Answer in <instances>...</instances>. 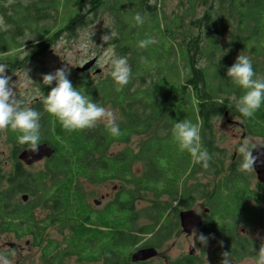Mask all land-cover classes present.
I'll return each instance as SVG.
<instances>
[{"label": "trees", "instance_id": "16d2710c", "mask_svg": "<svg viewBox=\"0 0 264 264\" xmlns=\"http://www.w3.org/2000/svg\"><path fill=\"white\" fill-rule=\"evenodd\" d=\"M47 1L30 0L27 6L18 2L11 7L15 17H9L8 10L4 7L1 9L7 28L0 27V63L15 69L23 68L25 63L38 61L66 34L76 36L79 30L94 25L106 11H111L117 23L118 35L110 37L107 46L113 47L116 55L127 58L132 75L129 83L120 91L116 90L117 86L108 75L104 78L101 74L86 72L73 73L70 77L73 86L94 102L120 110L122 121L118 137H112L103 123L78 132L63 130L55 117L43 110L42 98L55 86V82L51 87L43 85L42 77L46 74L44 69L41 70V76L35 79L38 82L39 96L31 103L20 99L40 113L42 144L55 150L54 156L40 169L36 180L28 174L23 177L21 192L37 198L43 210L60 213V208L69 207L71 211L66 217L61 214L62 218L58 220L41 221L40 224L24 223L28 227L24 229L22 236H34V242L41 247L44 264H67L66 260L73 257H77L79 263H96L102 259L106 264H130L133 250L128 254L123 250L126 246L131 247L141 242L142 238L132 229L119 233L116 221L94 222L96 216L91 213L85 185L98 186L121 181L135 188L124 193L121 191L107 205L115 203L124 208L127 213L121 220V225L124 226L137 221V215H132L131 207L135 208L136 199L143 193H154L159 199L172 196L174 201L180 193L184 199L191 198L192 190L186 186L183 185L180 191L181 180L173 187L162 185L164 173L153 165L150 167L147 155L144 154L146 142L151 136H154L152 140L165 139L163 132L171 130L172 124L177 121L173 120L174 117L188 119L193 123L198 120L200 123L202 144L208 150L211 160L207 168L203 169L198 164H193V167L197 165L199 173L214 170L216 175L224 170V162L221 159L215 160V155L222 153L214 145V123L226 113L239 117L230 99L235 96L238 100L242 91L232 85L226 75L228 67L235 63L238 55L249 56L254 71L264 78V0H189L191 8L188 10V17L191 21L186 34L172 32L168 48L165 42L167 38L164 39L166 35L163 37L159 34L162 37L160 44L151 45L147 49L136 46L141 39L137 36L140 34L135 36L133 31L135 13L139 12L144 19L154 20L156 7L149 6L147 0H134L136 8L131 12L127 11L122 0H74L66 19L63 15L60 16L55 0ZM197 4L204 7L198 15ZM50 20L60 23L54 32L50 28L41 27L42 22ZM177 21L179 26L183 22L181 19ZM27 30L32 35L26 41L29 50H23L20 54L24 53L25 56L20 58L19 53H14L23 48ZM227 32L231 33L227 36ZM108 33L111 34L110 31ZM124 33H128L129 38H124ZM222 39L225 41L221 42ZM179 106L183 108L179 110ZM175 107L178 109L174 110ZM242 123L249 136L264 141V107L252 119ZM7 131L9 137L17 143L18 133ZM134 136L148 138L140 144L137 151L128 148L119 155H110L114 145L128 144ZM189 159L192 162L190 156ZM138 163L144 166V173L139 177L133 171ZM232 167L237 169V164L234 163ZM231 175L216 184L210 193L211 216L223 219H220L222 226L219 222L215 223L213 233L225 237L228 245L243 246L234 235L233 228H227V220L231 216H238L251 226L258 225L264 213L261 210L264 205V187L252 191L244 172L236 173L233 170ZM233 176H237L241 182L234 185L238 192L233 196L231 192L227 201L221 195L228 188V182L232 183ZM193 189L197 190V186ZM199 192L201 198L207 196L202 194V188ZM245 203L247 209L244 208ZM110 207L111 205L108 208ZM155 209L159 211L157 217L153 216ZM166 209L167 206L163 207L159 202L148 209L146 218L151 224L141 228L138 233L142 232L141 236H147L155 229L159 230L144 246L161 247L169 240L170 236L165 230L170 229L171 222L164 223ZM238 223L239 221H234L231 225L235 227ZM49 227H57L61 236H64L65 230H69L70 234L63 243L48 239L42 246L41 240ZM100 243L103 245L100 251L91 250L92 246ZM192 261V258L186 257L183 263L192 264Z\"/></svg>", "mask_w": 264, "mask_h": 264}, {"label": "rangeland", "instance_id": "374dc122", "mask_svg": "<svg viewBox=\"0 0 264 264\" xmlns=\"http://www.w3.org/2000/svg\"><path fill=\"white\" fill-rule=\"evenodd\" d=\"M37 1V0H35ZM49 2L52 0H48ZM47 1V2H48ZM74 0H55V4L60 11V16H64L65 19L68 18L71 10L72 4ZM148 5L151 7H156L155 9V17L154 20L152 18H146L145 25L146 29L143 28H134L135 36L136 34L140 39H144L147 37H153L156 39L157 43L160 44L161 35L165 38L166 48H168L169 39L172 38V32H177L180 34H184L187 32L188 25L190 24V19L188 17V10L191 8V3L189 0H147ZM20 2L23 6H27L30 3V0H2L0 1V27L6 29L7 26L5 24V20L2 16L1 9L4 7L7 9V15L9 17H15L14 12L11 7ZM122 3L126 6L127 11L131 12L136 8V3L134 0H122ZM109 5L107 6V9ZM197 15L204 10V7L197 4ZM51 15L56 14L50 11ZM196 15V17H197ZM182 20V26H179L177 20ZM122 21V18L120 17ZM65 22V21H64ZM63 22V24H64ZM60 23H55L50 20L47 22H42V28H50L51 32H54L57 27H59ZM58 25V26H57ZM158 25L160 29L158 30ZM6 26V27H5ZM116 20L112 16L111 11H106L105 14L102 15V19L96 21L94 25L81 29L76 33V36L71 37L69 34H66L64 38H62L56 46H53L49 51L46 52L45 56L38 58V61H34L33 63H25L22 68L11 69L9 67L6 69V72H10L11 81L10 83L16 85V88L13 90L17 92L19 99H25L27 102H32L35 100L38 94V82L36 83L37 78L41 76V70L44 69L46 74L53 73L55 70L67 66L70 69V77L73 73L81 74L77 72L78 68H82L84 65L91 61H95L94 66L90 69V74L94 75V72L100 71V74L105 78L108 75V65L104 62L105 59H108L112 52L116 54L113 47H108L107 43L103 42L102 36L109 35V31L111 32V37L117 36L118 33L116 31ZM147 33V36L144 34ZM231 32H227V36ZM161 34V35H159ZM172 34V35H171ZM186 34V33H185ZM32 37L31 33L27 30L25 32V38L23 43V48L15 51L14 54H18L20 58H23L25 55L20 54L23 50L27 52L29 50V46L26 43L27 40H30ZM124 38H129L128 33H124ZM36 41V40H35ZM225 39H222L221 42H224ZM167 50V49H166ZM69 64V65H68ZM12 73V74H11ZM14 75V76H12ZM237 98L233 96L230 99L231 104L234 106ZM112 110L117 117V123L120 124L122 121L121 112L118 109H113L107 107ZM183 107L179 106V110ZM178 108L175 107L174 110ZM176 122L181 121V118L174 117L173 120ZM230 122L242 123L241 119L236 116H225L221 117L217 121H215L214 129H215V143L214 145L218 147L222 154L215 155V160L221 159L224 162V170L220 172V174H214V170H209L204 173H200L197 176V179L194 181V184L200 183L204 186H207L209 190L215 188L216 184L221 181L223 178L226 179L230 175V166L232 163H237L236 173H241L238 170V165L240 163V158L238 157L237 148L239 144L244 140L248 139L250 145L254 148L257 144L264 146V141L260 138L249 136L248 134L244 137L243 130L236 126L231 125ZM165 139L158 141L152 140L154 136H151L149 140L146 142L144 154L147 155L148 164L153 165L154 168H159L164 173V180H162V185L173 187L177 181H183L185 176L190 173L193 168V162L189 159V154L187 152H180L175 141L172 138L171 130L163 132ZM147 136H134L131 138L128 144H116L112 147L110 155H119L123 153L128 148L137 151L140 147V144L147 140ZM1 143V142H0ZM258 146V145H257ZM218 157V158H217ZM45 164H40V169L44 168ZM149 169V167H148ZM134 174L141 176L144 173V166L141 163H138L133 168ZM245 177L250 182V189H257L258 180L256 174L253 170L249 172H244ZM192 180L187 183L190 184ZM241 180L237 176H233V181L231 184L228 182V188L222 192L223 198H228L236 195L238 192L234 185L240 183ZM186 185V181L181 186ZM199 185V184H198ZM85 191L89 194L88 203L89 206L94 211H100L98 216L94 218V222H104V221H116L117 229H119V233L121 231L130 230L134 231V233L142 238H146V243L150 238L145 236H141L142 232L138 233L141 228L146 225L151 224L150 221L146 218V213L150 207H153L156 203H161L165 206V203L170 199L165 196L163 198H156L154 193H143L140 197L135 201V209L132 212V215H137V221L133 224L132 227L129 225H121V220L125 218L127 213L121 205H117L115 203L110 204L111 207L108 208L107 205L115 200L119 193H124V191L130 189L134 190L133 186H127L124 182H108L98 186L85 185ZM125 189V190H124ZM233 192V193H231ZM231 193V196H229ZM92 194V196H91ZM95 202H100L99 205H96ZM114 204V205H113ZM244 208L247 209V203L243 204ZM106 207V209H105ZM233 207V206H231ZM202 207H199L200 212ZM43 209V208H42ZM105 209V210H104ZM242 209V208H241ZM244 209V210H245ZM46 210V209H44ZM103 210V211H102ZM264 211V205L262 209ZM41 215V214H40ZM217 218V216H216ZM172 219V216H167L166 220ZM220 219V218H217ZM223 221V219H221ZM227 220V219H225ZM222 221L220 226H222ZM234 221H239L235 227H232L231 223ZM41 220L38 221L40 224ZM228 222L227 228H233L234 235L241 241L244 245L234 246L227 245L223 236H217L214 233L212 234H203L207 237V245H202L198 237L202 233L195 232L192 236L183 235L182 237H177L166 243L164 246V250L160 256L168 255L174 260L179 254H188L189 252H194L198 258L200 264H222L223 256L222 254L225 252L231 253V263L232 264H254L255 260V252H258L261 245H264V213L263 219L256 226H251L247 221L239 218L238 216H231ZM228 230V229H227ZM102 231H105L102 229ZM46 236L41 240L42 246L45 245L46 240H52L59 243H63L65 237H68L70 232L69 230H65L64 236H61L57 227H49L46 230ZM193 233V232H192ZM191 233V234H192ZM199 242V243H198ZM16 244L21 250H15L12 253V250H7L9 244ZM141 242H137L135 245H131V247L126 246L123 251L126 254L129 253L130 250L134 249ZM235 243V241L233 242ZM40 244V245H41ZM240 245V242H239ZM99 244L92 246L91 250L94 252L100 251L101 248ZM119 248V247H118ZM116 248V249H118ZM17 253V254H14ZM17 255L16 258L10 259L11 264H17V260H19L18 264H44L42 260V250L41 247L37 246V243L34 242L33 236H22L21 238H14L12 236L0 237V258L3 257H11ZM161 258L153 260L150 264H166L165 261ZM67 264H106L102 262L100 263H88V262H78L77 257L69 258L66 260Z\"/></svg>", "mask_w": 264, "mask_h": 264}, {"label": "clouds", "instance_id": "9594fccd", "mask_svg": "<svg viewBox=\"0 0 264 264\" xmlns=\"http://www.w3.org/2000/svg\"><path fill=\"white\" fill-rule=\"evenodd\" d=\"M133 21V27H140L145 23L144 17L139 12L133 16ZM111 35L102 36L103 42L108 43ZM156 43L155 38L147 37L139 40L136 46L139 49H147ZM104 62L108 65V76L117 86L116 90L120 91L129 83L132 75L127 58L112 52ZM7 68L6 64L0 63V130L7 129L18 133L17 143L24 146V149L37 153L42 145L40 113L18 98L17 92L13 90L16 85L10 83L11 77L6 74ZM69 75L70 69L67 66L43 75V85L51 87L55 82L48 95L42 98L44 112L55 117L66 132H78L103 123L112 137H118L120 126L116 114L74 87L68 78ZM226 75L231 84L242 91V95L234 104L235 111L242 118V122L252 119L264 107V78L254 71L252 60L245 54L238 55L235 63L228 67ZM171 135L178 150L187 152L193 164L201 165L203 168L209 166L211 156L202 144L198 120L196 123L188 119L174 121ZM253 149L248 139H244L239 144L236 150L240 158L239 171L253 170L257 159L252 155ZM207 239L203 234L198 237L199 242L205 246ZM255 253L254 264H264V245H261L259 251ZM222 256V264H231V253L225 252ZM0 264H11V261L3 257L0 258Z\"/></svg>", "mask_w": 264, "mask_h": 264}, {"label": "flooded vegetation", "instance_id": "af4514ba", "mask_svg": "<svg viewBox=\"0 0 264 264\" xmlns=\"http://www.w3.org/2000/svg\"><path fill=\"white\" fill-rule=\"evenodd\" d=\"M6 74L10 76L9 71H7ZM228 116L230 115L228 114ZM230 123L231 125H236L240 127L244 131L243 132L244 137L247 135V132L245 130V126L243 125V123H238V124L236 122H230ZM0 142H1L0 143V237L12 236L14 238H21L24 232V229L28 227L27 226L28 224L23 225L24 223H32V222L38 223L39 220L50 222V221L58 220L62 218L61 214H63V216L65 217L69 216L71 214L69 207L60 208L59 210L60 213H53V211H50L49 209L43 210L40 207V203L37 198H33L31 194L29 193L25 194L21 192V188L23 185L22 183L23 177L28 174L36 180L40 172V164L41 163L46 164V161L48 159H45L38 163H34L32 165L26 164L24 161L20 159V156L27 149H24V146L19 145L18 143L15 142L14 139L9 137L7 129L0 130ZM234 163H235V160H234ZM234 163H232L230 166L231 173L233 170L236 169L235 167H232ZM199 175H200L199 167L195 165L191 169L190 173H188L185 176V179H184L186 181L185 186L187 187V189L192 190L191 198L184 199L180 193L178 195V198L174 201L172 196H167L169 197L170 200L165 203V207L167 206V209L164 214V219H165L164 223H166L165 221L171 222L170 229L165 230V232L169 234L170 240L177 238V237H182L183 235L192 236L195 232H197L198 234L199 233L212 234L216 226L215 223L218 222V220L220 221L221 219L220 217H217V218H220V219H217L216 216H211V208L209 207V205L212 202V200H210V193L211 191H213V189L209 190L207 186H204L203 184L201 185L200 183L194 184L195 183L194 181L197 179V176ZM190 180L192 181L190 182V184H188L187 182ZM223 180L224 178L219 182H223ZM195 186H197V190L193 189V187ZM182 187L183 186H181L180 184V187H179L180 191ZM258 187L262 188L264 187V185L258 183L257 188ZM201 188L203 190L202 194H207L205 198L203 196L202 198L200 197L201 194L199 191ZM255 190H252V191H255ZM25 196L27 197L26 200H24ZM168 205H169V208H168ZM202 206L203 208H201L202 211L200 212V209L198 208ZM134 209H135L134 206L131 207L132 212ZM91 211L93 215L96 214L97 216L100 213L99 211H94L92 208H91ZM189 211L195 212V214L201 218V226L195 229L192 234L187 235L186 233H184L182 229L180 217L182 213L189 212ZM158 215H159V211L155 209L153 211V216L157 217ZM167 216H172V219L166 220ZM214 219L216 220L214 221ZM133 224L134 223H128L130 227H132ZM158 230L159 228L155 229L153 233L147 235V237L150 238L149 240H151L153 237L156 236V234L158 233ZM145 240L146 238L143 239L141 243L138 244L137 247L132 249L133 250L132 253H134L138 249L154 248L157 250L158 255L152 260L146 261L143 263H132L131 258H130V261H129L130 264H150L153 260L161 258L160 255L164 253L163 252L164 246H166V243L169 241L168 240L165 243H163L161 247H157V246L153 247V246H144L150 242L148 240L146 243H144ZM223 241L226 242L225 237ZM99 245L102 246V243H100ZM7 248H8L7 250H12V253L15 250H21V248L18 247L14 243L13 244L10 243ZM14 254H17V253H14ZM16 256L17 255L8 257V259L16 258ZM186 257L192 258L193 260L192 264H199L198 258L193 251L189 252L188 254H179L174 260H172V258L169 257L168 255L163 256V258L161 259H163L166 264H174L178 262L179 264H184L183 261ZM17 261L19 262V260ZM100 262H102V259L100 261H97L96 263H100Z\"/></svg>", "mask_w": 264, "mask_h": 264}, {"label": "water", "instance_id": "95a60500", "mask_svg": "<svg viewBox=\"0 0 264 264\" xmlns=\"http://www.w3.org/2000/svg\"><path fill=\"white\" fill-rule=\"evenodd\" d=\"M95 61H91L84 65L82 68H78V73L89 72L90 69L94 66ZM96 75L100 74V71L94 72ZM228 114H225L227 118ZM55 150L49 147L46 144H42L37 153H32L29 150L24 151L20 159L28 165L41 162L45 159H50L54 156ZM252 155L256 157V161L253 165V171L257 175L258 183L264 185V146L258 145L252 150ZM26 196L24 200H26ZM96 205H99L100 202H95ZM181 225L184 233L190 235L195 229L201 226V218L195 214L193 211L185 212L181 214L180 217ZM158 255V252L154 248L138 249L131 255L132 263H143L150 261Z\"/></svg>", "mask_w": 264, "mask_h": 264}]
</instances>
